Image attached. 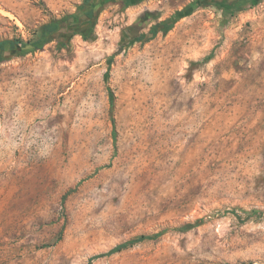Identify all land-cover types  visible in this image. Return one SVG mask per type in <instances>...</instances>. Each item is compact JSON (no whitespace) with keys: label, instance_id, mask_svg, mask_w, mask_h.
Returning a JSON list of instances; mask_svg holds the SVG:
<instances>
[{"label":"rangeland","instance_id":"1","mask_svg":"<svg viewBox=\"0 0 264 264\" xmlns=\"http://www.w3.org/2000/svg\"><path fill=\"white\" fill-rule=\"evenodd\" d=\"M81 1L0 0V41ZM233 1L106 0L92 32L10 46L0 264H264V0Z\"/></svg>","mask_w":264,"mask_h":264},{"label":"trees","instance_id":"2","mask_svg":"<svg viewBox=\"0 0 264 264\" xmlns=\"http://www.w3.org/2000/svg\"><path fill=\"white\" fill-rule=\"evenodd\" d=\"M105 1L106 0H82L78 4L76 12L72 14H67L62 17H53L43 23H40L34 29L33 34L30 38L24 39L23 37H18V38H12L11 40L0 41V60L5 56L4 54L10 48L11 45H13V47L16 45H22L35 51V50L43 49L46 44L56 39V37L59 36L63 30H68L70 33L69 35L75 33L85 34L84 33L85 29H88L90 30V32H92L97 21L98 12L102 8ZM122 1L124 2L123 4L125 7H128L133 4V0H122ZM247 2L248 0H235L233 2H225L222 8L224 9L227 15L229 11L237 10L240 5L246 4ZM184 16H185L184 13H180L178 15H175L173 17L167 18L163 21L154 24L150 28L148 33H141L138 37V40L146 42L152 39L160 31H162L164 34H167L174 27V25ZM85 36H87V34ZM210 58L211 55L207 57V59ZM109 64H111V60ZM192 64H196V63L193 62ZM107 74L109 75V72H107ZM115 99L116 96L114 91L111 88H109V101H110V108L112 113L115 107ZM112 121L115 125L114 117ZM113 138L114 141L116 142L117 139L116 129L114 130ZM203 223H204V218H199L193 223L184 224L183 226L180 227V229L189 230ZM163 233L164 231H159L154 234L142 235L139 239H133L116 246L110 252L119 251L122 248L135 243L137 240L156 238L157 236Z\"/></svg>","mask_w":264,"mask_h":264}]
</instances>
